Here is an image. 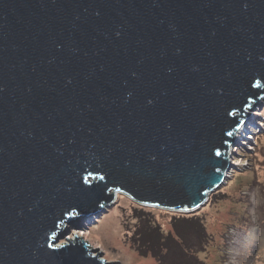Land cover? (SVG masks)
Masks as SVG:
<instances>
[{
  "label": "water",
  "instance_id": "1",
  "mask_svg": "<svg viewBox=\"0 0 264 264\" xmlns=\"http://www.w3.org/2000/svg\"><path fill=\"white\" fill-rule=\"evenodd\" d=\"M263 101L264 0H0V264H106L57 243L118 194L200 210Z\"/></svg>",
  "mask_w": 264,
  "mask_h": 264
},
{
  "label": "rangeland",
  "instance_id": "2",
  "mask_svg": "<svg viewBox=\"0 0 264 264\" xmlns=\"http://www.w3.org/2000/svg\"><path fill=\"white\" fill-rule=\"evenodd\" d=\"M252 114V121H247L238 133L240 141L233 143L232 167L225 183L210 195L211 198L221 192L224 197L213 198L211 203L191 212L204 217L213 238L205 252L200 253L206 264H264V101L256 105ZM136 210L151 213L165 233L171 230L173 215L185 214L143 206L118 194L115 203L101 213L86 218L79 215L57 244L67 243V238L85 241L92 254L106 264H157L134 238L136 229L143 225ZM240 216L247 217L249 227L236 231L233 240L226 241L225 234L232 223L238 226L239 221L233 220Z\"/></svg>",
  "mask_w": 264,
  "mask_h": 264
},
{
  "label": "trees",
  "instance_id": "3",
  "mask_svg": "<svg viewBox=\"0 0 264 264\" xmlns=\"http://www.w3.org/2000/svg\"><path fill=\"white\" fill-rule=\"evenodd\" d=\"M222 197L224 195L218 192L212 195L209 201L211 203L213 198ZM136 213L143 225L136 229L134 238L143 251H149V254L157 260V264H206L200 258V253L205 252L213 238L202 215L186 212L173 215L170 219L171 230L165 233L161 224L153 220L151 213H145L143 210H136ZM235 221H239L238 226L232 223L228 233L225 234L226 241L233 240L232 234L236 231L249 227L250 222L245 216H240L233 220Z\"/></svg>",
  "mask_w": 264,
  "mask_h": 264
},
{
  "label": "bare ground",
  "instance_id": "4",
  "mask_svg": "<svg viewBox=\"0 0 264 264\" xmlns=\"http://www.w3.org/2000/svg\"><path fill=\"white\" fill-rule=\"evenodd\" d=\"M251 119H252V118H251ZM251 119H249V120H248V121H249V123L252 121ZM76 232H77V231H76ZM76 232H75V233H76Z\"/></svg>",
  "mask_w": 264,
  "mask_h": 264
}]
</instances>
